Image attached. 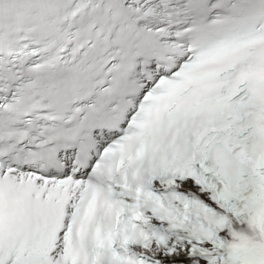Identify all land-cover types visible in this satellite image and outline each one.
I'll use <instances>...</instances> for the list:
<instances>
[{"label":"snow or ice","instance_id":"snow-or-ice-1","mask_svg":"<svg viewBox=\"0 0 264 264\" xmlns=\"http://www.w3.org/2000/svg\"><path fill=\"white\" fill-rule=\"evenodd\" d=\"M0 264H264V0H0Z\"/></svg>","mask_w":264,"mask_h":264}]
</instances>
